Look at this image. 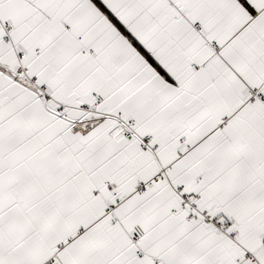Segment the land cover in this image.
<instances>
[{"label":"snow or ice","instance_id":"obj_1","mask_svg":"<svg viewBox=\"0 0 264 264\" xmlns=\"http://www.w3.org/2000/svg\"><path fill=\"white\" fill-rule=\"evenodd\" d=\"M0 264H264V0H0Z\"/></svg>","mask_w":264,"mask_h":264}]
</instances>
